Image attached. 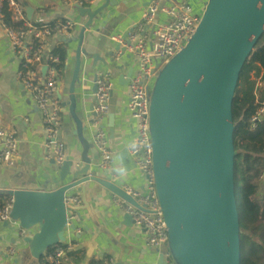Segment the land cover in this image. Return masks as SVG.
Masks as SVG:
<instances>
[{"label":"water","instance_id":"water-1","mask_svg":"<svg viewBox=\"0 0 264 264\" xmlns=\"http://www.w3.org/2000/svg\"><path fill=\"white\" fill-rule=\"evenodd\" d=\"M115 1L106 0L97 9L78 6L88 19L76 36L64 39L68 43L78 41L69 99L63 106L68 107L76 123L75 134L84 148L81 165L68 182L60 185L70 172L71 161L67 159L53 178L59 186L52 190L43 186L0 188V194L13 199L12 219L21 227L35 230L25 237L27 264H34L33 260L40 259L50 247L66 240L68 209H87L92 214L87 198L89 182L135 204L131 195L107 178L106 171V177L93 172L87 155L92 143L84 136L86 124L77 112L76 86L83 54L87 53L83 46L85 32ZM203 4L195 31L159 68L150 92L155 186L175 264H243L233 100L241 69L264 33V0H205ZM120 48L125 50L119 43L114 46L115 50ZM131 72L132 68L129 75ZM110 118L112 126L113 116ZM70 191L81 192V204L66 203ZM124 218L125 223L132 220L128 213Z\"/></svg>","mask_w":264,"mask_h":264},{"label":"built area","instance_id":"built-area-1","mask_svg":"<svg viewBox=\"0 0 264 264\" xmlns=\"http://www.w3.org/2000/svg\"><path fill=\"white\" fill-rule=\"evenodd\" d=\"M204 1L180 0L163 4V0H149L142 19L133 23L126 35L124 32L116 36L118 43L125 48L122 51L121 48L116 50V53H127L137 60L136 68L126 84L127 97L124 105L129 118L126 124L132 128L127 150L132 164L143 175L140 185L116 182L120 173L116 170V151L110 143L108 131L109 101L114 90L110 71H99L96 75L97 89L89 116V133L100 154L99 166L109 174L108 179L121 186L135 201V204L131 203L111 192L110 204L113 208L130 214L133 222L145 230L147 245L158 250L162 264L175 262L168 245V229L155 186L153 142L149 128L150 92L159 68L182 48L195 31L204 10ZM6 10L10 12L13 21H22L23 25L15 27L9 24L5 19ZM52 20L42 18L40 23L32 24L26 19L22 0H0V25L17 60L19 79L42 114L45 138L43 158L53 161L56 166H62L68 154L60 137L61 117L65 107L63 98L57 96L62 80L57 66L61 59L56 54V44L59 40L72 39L77 34L74 18H64L61 24L51 28L46 23ZM53 40H56L54 44ZM262 83L263 77L258 80L257 87L260 88ZM263 114L264 105L252 120H259ZM18 150L16 130L7 129L0 118V163H12ZM76 164L80 166L81 161L77 160ZM66 203L81 204V192L67 193ZM12 204L13 199L9 197L0 203V225L4 222H16L11 217ZM78 212L80 210L68 209L66 240L52 246L45 253V259L51 264H68L71 253L80 245L79 235L83 232V227ZM34 232V229H26L19 224V239ZM18 246L17 241L8 246L0 243V256L13 259ZM115 262L112 255H102L94 264Z\"/></svg>","mask_w":264,"mask_h":264},{"label":"crops","instance_id":"crops-1","mask_svg":"<svg viewBox=\"0 0 264 264\" xmlns=\"http://www.w3.org/2000/svg\"><path fill=\"white\" fill-rule=\"evenodd\" d=\"M180 0H163V4L179 2ZM27 21L38 24L42 18L56 19L72 17L76 20L75 34L88 19V15H81L78 6H85L76 0H22ZM149 0H116L115 4H109L93 20L91 26L85 32L83 46L87 53L83 54V65L80 80L76 86L79 98L77 112L84 120L86 127L84 136L92 143L87 151L91 158L93 172H99L104 176L105 170L99 166L100 154L93 144L89 133V116L92 113L96 75L99 71H110L114 81V90L110 97V114L108 117V131L111 145L115 148L116 170L120 177L116 182H128L131 185H140L143 175L132 164L127 144L131 140L132 128L126 122L129 121L125 111L124 101L127 97L126 84L136 68L137 60L127 53H116L114 46L118 43L116 36L124 33L142 19ZM106 0H89V5L97 9L105 5ZM86 7V6H85ZM56 40H53V44ZM77 42L70 43L69 55L66 67L61 74V86L58 97L69 99V84L73 74L74 58L73 49ZM112 49L113 53L109 54ZM118 70L113 72V67ZM132 72L129 75V71ZM116 85L125 89L126 94L122 98H113ZM264 89V77L261 85ZM114 105V106H113ZM121 113L124 115V120ZM113 116V127L111 118ZM0 118L3 125L10 130H16L19 139V150L12 163H0V188L24 187L37 189L45 187L52 190L59 185L53 181L62 166H56L51 161L43 158L44 153V124L42 114L37 108L30 94L23 89L18 76V63L14 53L8 44L7 37L0 25ZM76 123L69 113L68 107L62 111L60 137L65 142L69 165V173L65 181H59L60 185L68 182L77 167L76 161L82 163L83 145L75 134ZM107 178H110L109 174ZM259 193L264 191V171L259 174ZM111 191L102 188L96 182H89L87 198L92 214L87 209L80 210L79 216L83 232L79 235L80 245L74 251L68 264H75V259L80 264H92L102 255H112L115 264H162L158 250L147 245L145 230L131 220L125 223L123 212L115 209L110 204ZM19 223L4 222L0 225V243L4 246L14 244L19 246L15 257L8 259L0 256L2 264H27V242L25 237L18 236ZM24 239V241H23ZM38 264L37 260H33Z\"/></svg>","mask_w":264,"mask_h":264},{"label":"trees","instance_id":"trees-1","mask_svg":"<svg viewBox=\"0 0 264 264\" xmlns=\"http://www.w3.org/2000/svg\"><path fill=\"white\" fill-rule=\"evenodd\" d=\"M76 1L86 7L89 5V0ZM5 19L15 27L23 25L22 21H13L8 10L5 12ZM63 20L64 18H56L46 24L53 28ZM68 52L69 43L64 39L59 40L56 54L61 59L57 64L61 74L66 67ZM261 77H264V33L241 69L233 100L235 183L243 264H264V191L257 197L260 188L258 176L264 171V114L257 121L252 120L264 105V89L257 87ZM7 198L8 196L0 194V203ZM45 256L46 254L37 260L38 264H51ZM94 263L95 260L92 264Z\"/></svg>","mask_w":264,"mask_h":264},{"label":"rangeland","instance_id":"rangeland-1","mask_svg":"<svg viewBox=\"0 0 264 264\" xmlns=\"http://www.w3.org/2000/svg\"><path fill=\"white\" fill-rule=\"evenodd\" d=\"M118 70V68H117V66L115 65L114 67H113V72L115 73V71H117ZM117 87H116V90H115V95L113 96V98L116 100V98L118 97L119 99L120 98H122L123 99V97H124V95L126 94V91H125V89L124 90H122V87H120L119 85H116ZM110 102V101H109ZM110 105V104H109ZM114 106V105H113ZM110 107H111V105H110ZM121 115H122V117H123V119L122 120H124V115H123V113H121ZM61 119H62V117H61ZM61 122H62V120H61ZM65 143V142H64ZM66 146V145H65ZM67 150V149H66ZM118 173H120V172H118ZM76 261H75V264H80V261L79 260H77V259H75Z\"/></svg>","mask_w":264,"mask_h":264}]
</instances>
